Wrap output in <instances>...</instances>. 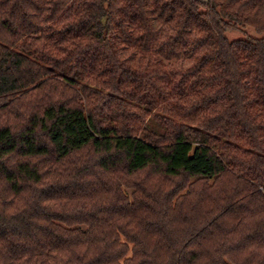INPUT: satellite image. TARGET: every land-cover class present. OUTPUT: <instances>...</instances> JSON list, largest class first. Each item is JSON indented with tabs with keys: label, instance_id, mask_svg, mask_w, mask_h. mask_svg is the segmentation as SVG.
I'll return each instance as SVG.
<instances>
[{
	"label": "trees",
	"instance_id": "16d2710c",
	"mask_svg": "<svg viewBox=\"0 0 264 264\" xmlns=\"http://www.w3.org/2000/svg\"><path fill=\"white\" fill-rule=\"evenodd\" d=\"M0 264H264V0H0Z\"/></svg>",
	"mask_w": 264,
	"mask_h": 264
},
{
	"label": "rangeland",
	"instance_id": "374dc122",
	"mask_svg": "<svg viewBox=\"0 0 264 264\" xmlns=\"http://www.w3.org/2000/svg\"><path fill=\"white\" fill-rule=\"evenodd\" d=\"M226 36L230 40H234L237 38H243V37H259L260 35L256 33L254 28L250 26L241 27L237 30L227 31Z\"/></svg>",
	"mask_w": 264,
	"mask_h": 264
}]
</instances>
